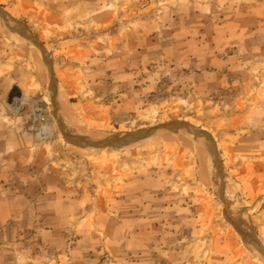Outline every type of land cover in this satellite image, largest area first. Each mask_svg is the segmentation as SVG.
Segmentation results:
<instances>
[{
    "label": "rangeland",
    "instance_id": "obj_1",
    "mask_svg": "<svg viewBox=\"0 0 264 264\" xmlns=\"http://www.w3.org/2000/svg\"><path fill=\"white\" fill-rule=\"evenodd\" d=\"M0 200V264H264V0H0Z\"/></svg>",
    "mask_w": 264,
    "mask_h": 264
},
{
    "label": "crops",
    "instance_id": "obj_2",
    "mask_svg": "<svg viewBox=\"0 0 264 264\" xmlns=\"http://www.w3.org/2000/svg\"><path fill=\"white\" fill-rule=\"evenodd\" d=\"M4 201L0 200V209H2L1 207L4 205L3 204ZM5 221V213L3 210L0 211V233H1V226Z\"/></svg>",
    "mask_w": 264,
    "mask_h": 264
},
{
    "label": "bare ground",
    "instance_id": "obj_3",
    "mask_svg": "<svg viewBox=\"0 0 264 264\" xmlns=\"http://www.w3.org/2000/svg\"><path fill=\"white\" fill-rule=\"evenodd\" d=\"M1 25H3V24H1ZM10 32H8V36H9V38L11 39V40H14V41H16V42H18V40H17V37H16V35L15 34H17V33H14V31H13V29L11 28V27H6ZM44 82V81H43ZM61 97V96H60Z\"/></svg>",
    "mask_w": 264,
    "mask_h": 264
},
{
    "label": "built area",
    "instance_id": "obj_4",
    "mask_svg": "<svg viewBox=\"0 0 264 264\" xmlns=\"http://www.w3.org/2000/svg\"><path fill=\"white\" fill-rule=\"evenodd\" d=\"M40 119L43 121V118L42 117H40Z\"/></svg>",
    "mask_w": 264,
    "mask_h": 264
}]
</instances>
